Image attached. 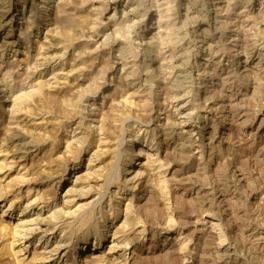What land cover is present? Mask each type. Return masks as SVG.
Wrapping results in <instances>:
<instances>
[{"label":"rangeland","instance_id":"obj_1","mask_svg":"<svg viewBox=\"0 0 264 264\" xmlns=\"http://www.w3.org/2000/svg\"><path fill=\"white\" fill-rule=\"evenodd\" d=\"M61 1L51 0L47 6L41 3L42 0H0V70L10 66V78L13 83L24 84L21 93L18 92V95H21L19 102L10 100L0 103V148L4 149L1 150L3 154L24 161L26 169L31 171V174L27 175L28 178L26 177L27 186L35 190L33 194L39 196L43 206L47 208L46 213L42 215L38 213L39 206H34V210L30 211L27 207L28 201L20 200L26 191L25 188L15 184V187L6 190L0 183V215L2 210L9 207L5 218L1 219L10 223L11 227L17 225L16 231L8 226L10 238L4 237L7 233L0 237V264H21L18 259L26 261L27 264H87L89 261L82 260V256L86 254L78 253L81 247H88L87 250L91 251L89 253L94 254L95 261L90 260L95 264H130L129 259L135 248L142 256H137L135 264H264V0H233L230 4L232 6L229 5L226 9L221 7L222 3L216 4L219 0H191V5L199 12L188 17L184 14L186 0L174 1L169 7V12L167 11L171 29L170 26L165 29L170 35L164 40V48L148 47L146 35H143L141 29L130 34L125 30L124 34H119L120 38L123 37L122 47L127 51L125 59L127 58L130 65L126 69L127 73L125 69L120 70L119 64H113L112 54L107 52H97L98 55L93 53L90 58L86 57L89 64L86 65L96 67V70L87 74L84 72L83 77L88 83L90 76V80H93L94 76L95 83H91L95 85V90L100 87L99 79L102 78L100 81H103L104 85L95 98L83 102L80 108L75 105L76 94L70 95L72 91L65 90L69 95H62L59 90L55 93L44 87L40 93L32 92L33 88L26 87L28 83L50 80L58 70L61 58H64L63 53L57 51L63 43V29L61 25L57 24L55 27L53 24L56 6L61 4ZM213 2L216 5L210 7ZM68 5L73 9L83 7L78 0H69ZM43 7H48L46 13ZM240 10H244L248 18L237 19L235 23L234 16L236 11ZM1 15H4V18ZM7 15L9 16L6 18ZM118 17L117 15L115 21ZM215 21L220 25L218 30L211 32L214 38H217L214 43L208 39L212 38L209 31ZM96 22L90 23L93 36L105 41L111 40L110 29ZM73 29L69 32L72 33L69 46H73H67L66 61L75 58V53L80 52V49L76 52L70 49L76 46L75 40L78 38ZM233 30L239 33L237 45L240 46L237 48L238 52L236 50L234 53L248 63L245 65L236 60L237 73L233 71L234 73L228 74L223 71L220 63L203 61L202 55L206 52L204 48L212 45L217 48L218 53L228 56L230 50L226 48L227 36ZM11 36L12 38H9ZM189 42L190 46L196 47L195 51L191 47L190 50L186 48ZM166 54L172 56L173 65H167L160 71L157 65L164 62L161 55ZM11 58L23 59L22 63H17L22 65H17L18 68L14 69L11 67ZM8 59H11L10 62ZM98 70L103 73H98ZM97 76L99 79L95 78ZM17 77L18 81L15 79ZM80 83L84 86L85 82ZM201 83L206 84L208 88L205 87L206 90L200 92L202 97L199 99L197 95L200 94L198 88ZM168 84L171 85L170 88ZM80 87V91L85 88ZM119 90H126L125 94L129 96L131 103H117L118 99L114 100ZM166 93L170 95L166 96ZM9 103L12 105L9 106ZM164 109L170 111L172 117L174 114L173 120L176 122L171 134L173 148L177 143L175 140L185 146L183 155L178 159L170 155H167L169 157L166 159L159 155L163 137L162 126L164 119L169 120L163 112ZM216 133L219 134L217 138ZM101 147L102 149H99ZM49 155L57 157L56 160L60 161L63 158L69 163L64 161V164L62 161L61 167L64 168L54 174L49 168L52 163L43 161L49 159ZM133 157L135 161L138 160L137 163H149L150 158L152 163L155 162L152 164L155 170L150 167L152 177L150 176L147 182L140 181L139 167L134 169L136 172L133 174L126 172V167ZM69 158L73 159V163ZM87 160L99 164V167H96L100 171L96 172L95 177L92 176L93 183L89 181V187L87 184L85 187L81 182L78 184L82 187H78L77 183L71 186V181L74 180L71 176L77 177V172L85 167ZM38 164L42 167L34 170L33 167ZM173 164L180 167L178 171L181 173L178 176L180 193L176 201L173 200L166 183L169 166ZM65 168L67 172L64 171ZM41 169L42 171H39ZM63 177L69 181L62 182ZM70 189L75 192H69ZM71 198L74 203L67 202ZM161 200L164 201L163 207ZM77 202L79 204H76ZM68 203L73 208L68 207ZM78 206L80 210L77 209ZM41 216L46 217L49 223L47 226L41 227ZM18 218L21 219V224ZM123 224L124 228H121ZM27 229L37 231L28 242L22 240ZM167 236L172 240L164 241L163 237ZM170 244L169 249L160 251L162 247ZM61 245L62 250L57 251ZM34 249L40 252L38 257L41 259L35 256L32 263L29 260ZM173 254L185 257L182 258L183 262L173 261L172 256H169Z\"/></svg>","mask_w":264,"mask_h":264},{"label":"bare ground","instance_id":"obj_2","mask_svg":"<svg viewBox=\"0 0 264 264\" xmlns=\"http://www.w3.org/2000/svg\"><path fill=\"white\" fill-rule=\"evenodd\" d=\"M2 1V0H1ZM72 1H74V0H72ZM79 1V4L81 5V6H83L82 8H78V9H73V8H71V7H69V5H68V3H69V0H62L61 2V4H59V5H57L56 6V12H55V18H54V25H55V27L57 26V24L58 25H61L62 26V29H63V36H64V39H63V43H62V45H60L59 47L60 48H58V53H59V51L61 52V54L63 53V56H64V58L62 57H60L61 59H62V62H61V64H60V66L58 67V70L56 71V73H54L53 74V77L50 79V80H47V81H41V82H38L37 80V84L36 83H31V84H29L28 83V86L26 85V87L27 88H33V90H31L32 92L34 91H40V93H41V91L44 89V87L47 89H49L50 91H52V92H58V90H59V93H63L62 95H67V93L68 92H66L67 90L70 92V91H72V92H70L71 94V96H74V94H76V99L75 100H77V104H75L76 105V107H81V106H83V102H89V100L90 99H92V97H96V95H97V93H98V91L103 87V85H104V82L103 81H100L101 79H99L98 78V76L97 77H95V78H97V79H99L98 80V82H99V84L96 82V85L98 84V86L100 85V87H97L98 89L97 90H95V88H93V86H95V85H93V83H91V81H95L94 80V76L92 77V79L93 80H90V78H91V76L89 75L92 71H95L96 70V67H91V65L90 66H87L86 64H88V62H86L87 60H86V57H89L90 58V55H92L93 53L95 54V53H97V52H101V53H105V52H107V53H109V54H112V61L114 62L113 64H119L120 65V67L122 68H120V70H122L123 71V69H125L124 71L126 72V69L128 68V66H130L129 65V62L127 61V58L125 59V57L127 56H125V52H127L125 49H124V47H122V42H123V39H121V38H123V37H121L120 38V36H119V34L121 33H123L125 30H128V32H129V34H130V32H132V31H138L139 32V30L141 29L142 31H143V35L145 36L146 35V44H147V46L148 47H155V46H157V47H160V48H164V44H165V41L164 40H166V37L167 36H169L170 35V32L169 31H166L165 29H169L168 27L170 26V29H171V21H170V18H169V15H168V13H167V11L169 12V7L170 6H172L171 4L174 2V1H176V0H78ZM191 0H186L185 2L187 3V5H186V8L184 9V14L188 17V16H190V15H192V14H194V13H196L197 14V12H199V10H197L195 7H194V5H191V2H190ZM213 1V0H212ZM218 1V0H217ZM231 1H233V0H219V2H217L216 4H220V3H222V6L221 7H223V8H228V6L231 4ZM246 1V0H245ZM247 2V1H246ZM41 3H43L44 5H49V3H51V0H42V2ZM75 3V2H74ZM234 3V2H233ZM75 4H77V3H75ZM214 2L210 5V7L212 6V5H216ZM4 5V4H3ZM43 5V6H44ZM78 5V4H77ZM221 5V4H220ZM1 6V5H0ZM197 6V5H196ZM230 6H232V5H230ZM264 6V5H263ZM33 7V6H32ZM145 7L147 8V9H145ZM207 8V7H206ZM46 9H48V7H43V11L46 13L47 12V10ZM264 9V8H263ZM212 10L214 11V9L212 8ZM216 11V10H215ZM153 12H155V13H153ZM237 12V14L234 16L235 17V19H234V22L236 23L237 22V19L239 20V19H245V18H248V16L244 13L245 11L244 10H240L239 12L238 11H236ZM182 13V12H181ZM204 13V12H203ZM200 14V13H199ZM209 14V13H208ZM212 14V13H211ZM263 14H264V12H263ZM119 16L118 17V19H116V21H115V18H116V16ZM210 15V14H209ZM2 16V15H1ZM9 15H7L6 16V18L8 17ZM11 16V15H10ZM60 16V17H59ZM257 16V15H256ZM3 18H4V15L2 16ZM2 18V19H3ZM190 18V17H189ZM193 18V17H192ZM51 19V18H50ZM180 19V18H179ZM203 19V18H202ZM221 19V18H220ZM246 20H248V19H246ZM48 21V20H47ZM92 21H97V22H99V24H100V26H102V27H104V28H108V30L110 29V33H111V35L110 36H112V38H111V40H107V41H105V40H102V39H100V37L98 38V37H96V36H93V28L90 26V23L92 22ZM233 21V20H232ZM36 22V21H35ZM96 22V23H97ZM231 22V21H230ZM248 23V22H247ZM94 24V23H93ZM240 24V23H239ZM9 25V24H8ZM131 25V26H130ZM172 25H173V23H172ZM219 25H220V23H218L217 21H215V22H213L212 24H211V26H210V31H209V36H211L212 38L211 39H208V40H212V41H214V43H215V41L217 40V38H214V34L213 33H211V32H213V31H215V30H218V28H219ZM235 25V24H234ZM246 25V24H245ZM188 26V25H187ZM245 27V26H244ZM54 28V27H53ZM74 28V29H73ZM92 28V29H91ZM99 28V27H98ZM97 28V29H98ZM172 28H173V26H172ZM247 28V27H246ZM245 28V29H246ZM73 29V32L75 31L76 33V35H78V38L75 40V41H77L76 42V46H74L73 48H70L71 50H72V52H76V50H79L80 49V52L78 51V53H75V58H71V60L69 61V59L66 61V59L68 58L67 56V49H68V47H71V46H73V45H71V46H69V44L71 43V39H70V36L72 35V33L70 34L69 32H70V30H72ZM207 29V28H206ZM49 30V29H48ZM101 30V29H100ZM107 30V29H106ZM153 30H155L154 32H152ZM177 30V29H176ZM251 30V29H250ZM11 31V30H10ZM105 31V30H104ZM148 31V33L146 34V32ZM207 31V30H206ZM54 32V31H53ZM58 32V31H57ZM60 32V31H59ZM237 31H231V32H229V34H228V43L226 44V48L228 49V50H230V52L228 53V56L227 55H222V53H218V50H216L217 48H215V47H213L212 45H209L207 48H204V49H206V52H205V54H204V56L202 55V57H203V61H205V60H208L209 62H211V63H213V64H215V63H220V65H221V67H222V69H223V71H226L228 74H231L233 71L234 72H236L237 73V67L235 66V62H236V60H239V63H245V65H246V63H248L247 61H242V59L240 58V56H238V54L237 53H234L236 50H237V48H239L240 46H238L237 45V40H238V35H239V33L237 34L236 33ZM251 32V31H250ZM98 33V32H97ZM127 33V32H126ZM49 34V33H48ZM53 34V33H52ZM65 34V35H64ZM124 34V33H123ZM180 34V33H179ZM208 34V33H207ZM177 35V34H176ZM139 36V35H138ZM172 36V35H171ZM246 36V35H245ZM46 37V36H45ZM44 37V38H45ZM125 38H126V36H124ZM128 37H130L129 35H128ZM133 37V36H132ZM135 37V36H134ZM247 37V36H246ZM249 37V36H248ZM9 38H12V36L11 37H9ZM72 38V37H71ZM110 38H108V39H110ZM43 39V38H42ZM45 39H48V38H45ZM103 39H107V38H103ZM216 39V40H215ZM7 41V40H6ZM10 42L12 41V39L11 40H9ZM8 41V42H9ZM247 41V40H246ZM5 42V41H4ZM54 42V41H53ZM58 42V41H57ZM74 42V41H73ZM188 42V41H187ZM211 42V41H210ZM38 43V42H37ZM61 43V42H60ZM218 43V42H217ZM216 43V44H217ZM245 43V42H244ZM7 44V43H6ZM67 44V45H66ZM74 44V43H73ZM172 44V43H171ZM190 44V42L189 43H187L186 44V48H188V50H190L191 48L195 51L196 49V47L194 48L193 46H190L189 45ZM198 44V43H197ZM212 44V43H211ZM47 45V44H46ZM192 45V44H191ZM249 45V44H248ZM8 46V45H7ZM38 46H39V44H38ZM68 46V47H67ZM127 46V45H126ZM251 46V45H250ZM253 46V45H252ZM181 47V46H180ZM191 47V48H190ZM199 47V46H198ZM244 47V46H243ZM25 48H27V47H25ZM38 48V47H37ZM190 48V49H189ZM43 49V48H42ZM180 49V48H179ZM199 49V48H198ZM38 50H40V49H38ZM183 50L185 51L186 49L184 48V46H183ZM193 50H191V51H193ZM240 50V49H239ZM243 50H245V49H243ZM35 51V50H34ZM53 51H55V50H53ZM56 51V52H57ZM153 51V50H152ZM23 52V51H22ZM164 52V51H163ZM221 52V51H220ZM237 52H238V50H237ZM244 52V51H243ZM250 52V51H249ZM25 53V52H24ZM38 53H39V51H38ZM55 53V52H54ZM71 53V52H70ZM240 53V52H239ZM246 53V52H245ZM60 54V55H61ZM170 54V53H169ZM40 55V54H39ZM48 55V54H47ZM72 55V54H71ZM74 55V54H73ZM97 55H98V53H97ZM129 55V54H128ZM34 56V55H33ZM36 56V55H35ZM93 56V55H92ZM100 56V55H99ZM98 56V57H99ZM162 56V59L164 60V62H160L161 61V59H159L160 61V63H158V65L157 66H159V70L160 71H163V69L165 68V67H167V65L168 66H171V65H173L172 64V56H170V55H167L166 54V56L165 55H161ZM160 56V57H161ZM164 56V57H163ZM200 56V55H199ZM261 56V55H260ZM0 57H1V55H0ZM42 57V56H41ZM48 57V56H47ZM95 57V56H94ZM226 57V58H225ZM13 58V57H12ZM11 58V59H12ZM15 58V57H14ZM21 58V57H20ZM19 58V60H17V59H12V61H11V67H13L14 69H15V67H17L18 68V66L17 65H22V64H17V63H22L23 62V59H20ZM23 58V57H22ZM49 58V57H48ZM109 58V57H108ZM201 58V57H200ZM1 59V58H0ZM11 59H8L9 61L8 62H10V60ZM57 59H58V57H57ZM93 59V58H92ZM166 59V60H165ZM249 59V58H248ZM25 60V59H24ZM39 60V59H38ZM47 60H49V59H47ZM247 60V59H246ZM69 61V62H68ZM259 61V60H258ZM7 62V63H8ZM26 62V61H25ZM89 62H91V61H89ZM136 62V61H135ZM202 62V61H201ZM225 62V63H224ZM257 62V61H256ZM59 63V62H58ZM95 63V62H94ZM200 63V62H199ZM45 64V63H44ZM108 64V63H107ZM143 64V63H142ZM204 64V63H203ZM209 64V63H208ZM212 64V65H213ZM242 64V65H243ZM259 64V63H258ZM25 65V64H24ZM89 65V64H88ZM153 65V64H152ZM185 65V64H184ZM9 66V65H8ZM39 66V65H38ZM108 66H109V64H108ZM112 66V65H111ZM134 66V65H133ZM200 66V65H199ZM208 66H210V65H208ZM0 67H1V63H0ZM10 67V66H9ZM9 67H5V68H7V69H4V70H0V103L2 104L3 102H7V101H10V100H12L13 102H16V100L18 101V100H20V98H21V95H18V92H20L21 93V91L20 90H22L23 88H24V84L23 83H13V80L10 78L11 77V71L9 70ZM26 67H28L27 66V63H26ZM90 67V68H89ZM98 67H99V65H98ZM145 67H146V65H145ZM156 67V66H155ZM185 67V66H184ZM236 67V68H235ZM243 67V66H242ZM36 68V67H35ZM39 68V67H38ZM143 68V67H142ZM208 68V67H207ZM23 69H25V68H23ZM129 69H130V67H129ZM148 69V68H147ZM235 69V70H234ZM243 69V68H242ZM18 70V69H17ZM22 69H20V71H21ZM27 70V69H26ZM87 70V71H86ZM158 70V71H159ZM213 70V69H212ZM250 70V69H249ZM101 70H98V73L100 72ZM104 71V70H103ZM145 71V70H144ZM170 71H171V69H170ZM242 71V70H241ZM251 71V70H250ZM84 72H86V74L88 73V72H90L88 75L90 76V78H89V81H88V83H87V81L85 80V78L83 77L84 76ZM220 73H223V72H221V71H219ZM233 72V73H234ZM242 72H245V71H242ZM241 72V73H242ZM257 72V71H256ZM26 73V72H25ZM96 73V72H95ZM103 72L101 71V74H102ZM127 73V72H126ZM246 73V72H245ZM18 74H20V73H18ZM201 74V73H200ZM224 74H226V73H224ZM244 74V73H243ZM253 74V73H252ZM14 75V74H13ZM23 75V74H22ZM87 75V76H88ZM95 75V74H94ZM104 75V74H103ZM103 75H101V77L103 76ZM235 75V74H234ZM15 76H17V74L15 75ZM127 76V75H126ZM173 76V75H172ZM184 76V75H183ZM224 76V75H223ZM226 76H228V75H226ZM225 76V77H226ZM82 79H81V78ZM100 77V76H99ZM123 77H125V76H123ZM144 77V76H143ZM20 78H21V76H20ZM233 78V77H232ZM13 79H14V77H13ZM16 80L18 79V77L17 78H15ZM27 79V78H26ZM88 79V78H87ZM226 79H227V77H226ZM23 80V79H22ZM25 80V79H24ZM32 80V79H31ZM46 80V79H45ZM123 80V79H122ZM211 80V79H210ZM18 81V80H17ZM20 81V80H19ZM28 81V80H27ZM33 81V80H32ZM97 81V80H96ZM22 82V81H21ZM30 82V81H29ZM34 82V81H33ZM80 82H85L83 85L84 86H82L81 85V83ZM170 82V81H169ZM95 83V82H94ZM208 83V82H207ZM60 84H63V86H60ZM85 84H86V86H85ZM88 84V85H87ZM170 84V83H169ZM169 84H168V86H169ZM210 84V83H209ZM214 84V83H213ZM65 85V86H64ZM80 86H82V87H85V88H83V89H81V91H80V89L78 88V87H80ZM171 86V85H170ZM170 86H169V88H170ZM213 86V85H212ZM82 87H80V88H82ZM117 87H119V86H117ZM116 87V88H117ZM173 87V86H172ZM206 84L204 85V84H200L199 85V93L200 92H202L203 90H206V88H208V86L206 87ZM211 88V87H210ZM79 89V91H77ZM120 89V88H119ZM167 89V88H166ZM28 90V89H27ZM60 90H61V92H60ZM66 90V91H65ZM169 90V89H168ZM29 91V90H28ZM46 91V90H45ZM126 91V90H125ZM125 91H118L117 92V95H116V98H114V100L115 99H118L117 101V103H131L130 102V99H129V96L128 95H126L125 94ZM165 91V90H164ZM213 91H214V89H213ZM23 92V91H22ZM26 92V91H25ZM131 92V91H130ZM129 92V93H130ZM166 92V91H165ZM179 92V91H178ZM204 92V91H203ZM210 92H212V91H210ZM209 92V93H210ZM37 93V92H36ZM45 93V92H44ZM43 93V94H44ZM65 93V94H64ZM127 93V92H126ZM136 93V92H135ZM185 93V92H184ZM198 93V94H199ZM208 93V94H209ZM29 94V93H28ZM35 94V93H34ZM73 94V95H72ZM167 94H169V93H166V96H167ZM23 95V94H22ZM30 95V94H29ZM31 95H32V93H31ZM30 95V96H31ZM61 95V94H60ZM60 95H58V96H60ZM68 95H69V93H68ZM93 95V96H92ZM170 95V94H169ZM173 95V94H172ZM200 95H202L201 93L199 94V95H197V96H199L198 98L199 99H201V97H200ZM204 95V94H203ZM25 96V95H24ZM23 96V97H24ZM144 96V95H143ZM148 96V95H147ZM182 96V95H181ZM138 97V96H137ZM151 97V96H150ZM164 97H165V95H164ZM104 98V97H103ZM167 98H169V97H167ZM173 98V97H172ZM186 98V97H185ZM217 98V97H216ZM109 99V98H108ZM143 99V98H142ZM149 99V98H148ZM206 99V98H205ZM205 99H204V101H205ZM152 100V99H151ZM150 100V101H151ZM168 100V99H167ZM189 100V99H188ZM198 100V99H197ZM24 100H22V102H23ZM112 101V100H111ZM145 101V100H144ZM200 101V100H199ZM203 101V100H202ZM203 101V102H204ZM210 101V100H209ZM12 102V103H13ZM19 102V101H18ZM17 102V103H18ZM22 102H20V103H22ZM110 102V101H109ZM113 102H115V101H113ZM133 102V101H132ZM207 102V101H206ZM116 103V102H115ZM116 103V104H117ZM169 103H170V101H169ZM196 103V102H195ZM0 104V105H1ZM10 104V103H9ZM14 104V103H13ZM16 104V103H15ZM110 104V103H109ZM202 104V103H201ZM211 104V103H210ZM12 104H10L9 106H11ZM17 105H19V104H17ZM16 105V106H17ZM168 105V104H167ZM206 105V104H205ZM15 106V105H14ZM108 106V105H107ZM126 106V105H125ZM196 106V105H195ZM203 106V105H202ZM209 106V105H208ZM18 107V106H17ZM109 107V106H108ZM114 107V106H113ZM118 107V106H117ZM168 107V106H167ZM181 107H182V105H181ZM205 107V106H204ZM207 107V106H206ZM210 107V106H209ZM212 107V106H211ZM214 107V106H213ZM111 108V107H110ZM120 108V107H119ZM123 108V107H122ZM9 109H10V107H9ZM12 109V108H11ZM112 109V108H111ZM116 109V108H115ZM173 109V108H172ZM175 109V108H174ZM205 109H207V108H205ZM15 110H17V109H15ZM83 110V109H82ZM143 110V109H142ZM170 110V109H169ZM176 110V109H175ZM219 110V109H218ZM145 111V110H144ZM213 111V110H212ZM211 111V112H212ZM11 112V111H10ZM165 114H166V116L168 117L167 119H169V120H166V119H164L165 120V122L163 123V137H162V140H161V145H160V150H159V155H160V157H164V158H166V157H169V156H167V155H170V156H172L173 158H180L182 155H183V150H184V147L185 146H183L182 144H184V143H179L178 141H176L175 140V142H177L175 145V147L173 148V145H172V141H171V134H172V132H173V124L174 123H176L174 120H173V118H174V114H173V117H172V114H171V112L170 111H168V110H165L164 109V111H163ZM207 112V111H206ZM109 113V112H108ZM103 114V113H102ZM178 114V113H177ZM19 115V114H18ZM17 115V116H18ZM39 115V114H38ZM104 115V114H103ZM43 116V115H42ZM105 116V115H104ZM23 117V116H22ZM74 117V116H73ZM106 117V116H105ZM9 118V117H8ZM37 118V117H36ZM47 118V117H46ZM45 118V119H46ZM78 118V117H77ZM10 119V118H9ZM19 119V118H18ZM12 120H13V118H12ZM24 120V119H23ZM44 120V119H43ZM11 121V120H10ZM31 122V121H30ZM101 122H102V120H101ZM180 122V121H179ZM17 123V122H16ZM15 123V124H16ZM23 123V122H22ZM14 124V123H13ZM18 124V123H17ZM103 124V123H102ZM46 125V124H45ZM175 125V124H174ZM14 126V125H13ZM37 126V125H36ZM44 126V125H43ZM176 126H177V124H176ZM206 126V125H205ZM15 127V126H14ZM17 127V126H16ZM18 128V127H17ZM21 128H22V126H21ZM39 128V127H38ZM201 128V127H200ZM207 128V127H206ZM176 129V128H175ZM201 129H203V128H201ZM22 130V129H21ZM205 130V129H204ZM211 130V129H210ZM14 131V130H13ZM178 131V130H177ZM193 131V130H192ZM202 131V130H201ZM162 132V131H161ZM160 132V133H161ZM212 132V131H211ZM210 132V133H211ZM16 133V132H15ZM48 133H50V132H48ZM73 133V132H72ZM192 133V132H191ZM223 134V133H222ZM175 135V134H174ZM213 135V134H212ZM211 136V135H210ZM71 137H72V135H71ZM214 137V136H213ZM213 137H212V139H213ZM215 137L217 138V137H219V134L218 133H216L215 134ZM22 138V137H21ZM36 138V137H35ZM39 138V137H38ZM41 138V137H40ZM207 138V137H206ZM210 138V137H209ZM79 139V138H78ZM106 139V138H105ZM211 139V140H212ZM220 139V138H219ZM12 140V139H11ZM21 140H23V139H21ZM29 140V139H28ZM42 140V139H41ZM103 140H104V138H103ZM103 140H101L102 142H103ZM182 139H180V141H181ZM104 141H106V140H104ZM5 142V141H4ZM7 142V141H6ZM17 143H18V141H16ZM22 143H23V141H21ZM71 142V141H70ZM108 143H109V141H107ZM107 142H105L106 144H108ZM206 142V141H205ZM2 143V142H1ZM104 143V144H105ZM103 144V143H102ZM20 145V144H19ZM17 146V145H16ZM25 145H23V147H24ZM106 146V145H105ZM108 146V145H107ZM0 147H1V145H0ZM21 147H22V145H21ZM26 147V146H25ZM109 147V146H108ZM65 148V147H64ZM3 149V148H2ZM1 148H0V183H2V185H4L6 188V190H10L11 188H12V186H14L15 187V184H18V185H20V187L23 189V188H25V193L23 194V196H21L20 197V200H26V201H28V203H27V207L30 209V211L31 210H34V206H39V208H40V211L38 212L39 213V215H42V214H45L46 213V210L45 209H47L46 208V206H43V201L42 200H40V197L39 196H37V195H34L33 194V191L35 192V190H32V189H29L28 188V186H27V183H28V179H26V177H27V175L28 174H31V173H29V172H31L30 171V169H26V167H25V164H23V162L24 161H22V160H18L17 158H14V156H7V154L5 155V153L3 154V151H4V149H3V151H1L2 150ZM72 149V148H71ZM99 149H102V147L101 148H99ZM108 149V148H107ZM14 150V149H13ZM51 150V149H50ZM75 150V149H74ZM73 150V151H74ZM98 150V149H97ZM103 150H104V148H103ZM102 150V151H103ZM106 150V149H105ZM191 150V149H190ZM6 151V150H5ZM21 151V150H20ZM19 151V152H20ZM27 151V150H26ZM99 151H101V150H99ZM189 151V150H188ZM64 152H65V150H64ZM106 152V151H105ZM185 152V151H184ZM10 153V152H9ZM13 153V152H12ZM23 153V152H22ZM15 154V153H14ZM48 154H50V153H48ZM65 155H66V153H64ZM19 156V155H18ZM64 156V155H63ZM69 156V153L67 154V157ZM75 156V155H74ZM49 157V159L48 158H46V159H43V161H45V162H48V161H50V162H48V163H52V165H50L49 166V168L53 171V173L56 171H58V173H59V170L61 169V168H64V167H61V164H62V161H63V163H64V161L65 160H63V158L61 159L62 161H60V160H56L57 159V157L55 158V157H53V156H48ZM66 158V157H65ZM148 158V157H147ZM67 159V158H66ZM70 159V158H69ZM94 159H95V157H94ZM94 159H93V163H94ZM163 159V158H162ZM167 159V158H166ZM170 159V158H169ZM30 160V159H29ZM39 160V159H38ZM42 160V159H41ZM40 160V161H41ZM71 160V159H70ZM73 160V159H72ZM71 160V161H72ZM91 160V159H90ZM88 161L87 160V164L85 165V167L81 170V171H79V172H77V177H74L73 175L71 176V178H74V180H72L71 182L73 183V185H71V186H74L76 183L78 184V183H82V185H84L85 186V184H87L89 181L91 182L92 181V176L94 175V177L96 176V172H98V171H100V170H98V168L97 167H99L97 164H93L91 161ZM150 160H151V158H150ZM149 160V163H146V161L143 163V162H140V163H137L138 162V160L137 161H135V158L133 157L131 160H130V162L128 163L129 164V166L128 167H126V172L127 173H129V174H133L134 172H136L134 169L135 168H137V167H139L140 169H139V172H140V175H141V177H140V181H143V183H145V182H147L148 181V179H149V177L151 176V166H152V168L154 169V165H152L153 163L155 164V162H151ZM157 160V159H156ZM98 161V160H97ZM66 162V161H65ZM158 162V161H157ZM156 162V163H157ZM197 162V161H196ZM33 163V162H32ZM43 163V162H42ZM67 163V162H66ZM69 163V162H68ZM67 163V164H68ZM72 163H73V161H72ZM99 163V162H98ZM141 163H143L142 165H144L145 164V166H142L141 165ZM161 163V162H160ZM31 164V163H30ZM65 164V163H64ZM63 164V165H64ZM96 165H97V167H96ZM102 165V164H101ZM141 165V166H140ZM29 166V165H28ZM31 166V165H30ZM67 166V165H66ZM32 167V166H31ZM40 167V165L38 164L37 166H35V167H33V169L35 170L36 168H39ZM41 167H42V165H41ZM40 167V168H41ZM39 168V169H40ZM67 168V167H66ZM66 168H65V170L64 171H66ZM157 168V167H156ZM178 168H180V167H178V165H176V164H173V165H171V166H169V170H168V177L166 178V183H168V188L170 189L169 191H170V193H171V196H172V198H173V200L174 201H176L175 199H176V197H177V195L180 193L179 191H178V186H179V183H180V180L178 179V176L181 174L180 173V171H178L179 169ZM32 169V168H31ZM130 169H133V170H130ZM138 169V168H137ZM33 170V171H34ZM37 170V169H36ZM50 170V171H51ZM155 170V169H154ZM39 171H42V169L41 170H39ZM63 171V172H64ZM67 172V171H66ZM138 172V171H137ZM33 173V172H32ZM79 173L81 174V175H79ZM46 174V173H45ZM55 174V173H54ZM137 174V173H136ZM187 173H185V175H186ZM33 175V174H32ZM128 175V174H127ZM184 175V176H185ZM29 176V175H28ZM61 176V175H60ZM76 176V175H75ZM137 176V175H136ZM201 176V175H200ZM31 177V176H30ZM33 177V176H32ZM139 177V176H138ZM152 177V176H151ZM28 178V177H27ZM76 178V179H75ZM97 178V177H96ZM163 178V177H162ZM185 178H186V176H185ZM60 179V178H59ZM94 179V178H93ZM184 179V178H183ZM182 179V180H183ZM139 180V179H138ZM159 180H161V179H159ZM184 180H186V179H184ZM64 181H66V183L69 181V180H66V179H64V177H63V179H62V182H64ZM162 181V180H161ZM89 182V183H90ZM92 183H93V181H92ZM91 183V184H92ZM163 183H164V181H163ZM1 185V184H0ZM31 185V184H30ZM39 185V184H38ZM61 185V184H60ZM66 185V184H65ZM69 185V186H70ZM79 185V184H78ZM77 185V186H78ZM88 185V187H89V185L90 184H87ZM83 186V187H84ZM181 186V185H180ZM78 187H82V186H78ZM85 187H87V186H85ZM84 187V188H85ZM161 187V186H160ZM66 188V187H65ZM71 188H73V187H71ZM75 188V187H74ZM83 188V189H84ZM184 188H185V186H184ZM69 189V188H68ZM82 189V188H81ZM41 190V189H40ZM71 190H73L74 191V189H70V190H68L69 192L71 191ZM85 190V189H84ZM161 190V189H160ZM72 191V192H73ZM87 191V190H86ZM190 191V190H189ZM11 192V191H10ZM17 192V191H16ZM31 192V193H30ZM64 192H65V190H64ZM75 192V191H74ZM37 193V192H36ZM35 193V194H36ZM68 193V192H67ZM83 193V192H82ZM87 193L88 192H86V194L85 195H87ZM13 194V193H12ZM22 194V193H21ZM47 194V193H46ZM69 194V193H68ZM74 194V193H73ZM115 194V193H114ZM117 194V193H116ZM182 194H183V192H182ZM25 195V196H24ZM76 195V194H75ZM41 196V195H40ZM66 196H68V195H66ZM89 196V195H88ZM131 196V195H130ZM180 196V195H179ZM192 196V195H191ZM219 196V195H218ZM8 197V196H7ZM32 197H34L33 199H31ZM44 197V196H43ZM48 197V196H47ZM65 197V196H64ZM83 197H85L84 195H83ZM82 197V198H83ZM17 198H18V196H17ZM132 198V197H131ZM160 198V197H159ZM162 198V197H161ZM184 198V197H183ZM19 199V198H18ZM42 199H44V198H42ZM46 199H48V198H46ZM84 199V198H83ZM151 199V198H150ZM165 199V198H164ZM185 199V198H184ZM66 200V199H65ZM64 200V201H65ZM72 200V201H71ZM71 200H67V202L69 201V203H71V202H73L74 200H75V197H74V200L71 198ZM89 200V199H88ZM147 200V199H146ZM201 200H203V199H201ZM25 201V202H26ZM78 201V200H77ZM162 201V200H161ZM196 201V200H195ZM45 202V201H44ZM54 202V201H53ZM61 202H63V201H61ZM131 202V201H130ZM163 202L164 201H162L161 203H162V207H163ZM198 202V201H197ZM211 202V201H210ZM12 203V202H11ZM46 203V202H45ZM44 203V204H45ZM68 203V204H69ZM74 203V202H73ZM73 203L71 204V205H73ZM88 203V202H87ZM173 203V202H172ZM176 203V202H175ZM179 203V202H178ZM187 203V202H186ZM199 203V202H198ZM215 203V202H214ZM15 204V203H14ZM47 204V203H46ZM45 204V205H46ZM65 204V203H64ZM76 204H79L78 202L76 203ZM90 204V203H89ZM129 204V203H128ZM127 204V205H128ZM7 205V204H6ZM11 205V204H10ZM26 205V204H25ZM41 205V206H40ZM58 205V204H57ZM81 205V204H80ZM83 205H84V203H83ZM105 205V204H104ZM12 206H14V205H12ZM23 206V205H22ZM64 206L65 205H63L62 207L64 208ZM70 206V204L68 205V207ZM74 206V205H73ZM86 206V205H85ZM129 206V205H128ZM199 206V205H198ZM71 207V206H70ZM75 207H77V206H75ZM131 207V206H130ZM27 208V209H28ZM60 208H61V206H60ZM66 208V207H65ZM71 208H73V207H71ZM80 207L78 206V208L77 209H79ZM53 209V208H52ZM75 210H76V208H74ZM81 209V208H80ZM79 209V210H80ZM9 210V207H8V209H4V210H2V214L0 215V237L1 236H3L5 233H7V235H5L4 237L6 238V237H9L10 235H9V233H8V226H10V228H14L15 229V231H16V229H17V225L14 227H11L12 225L10 224V223H8V222H4V220L2 221V219L1 218H5V213L7 212ZM26 210V209H25ZM54 210V209H53ZM118 210V209H117ZM128 210V209H127ZM130 210H131V208H130ZM209 210V209H208ZM55 211V210H54ZM60 211H61V209H60ZM202 211V210H201ZM22 212H24V211H22ZM22 212H20V213H22ZM71 212V211H70ZM72 212H74V211H72ZM78 212V211H77ZM85 212V211H84ZM126 212V211H125ZM164 212V211H163ZM211 212V211H210ZM54 213H56V212H54ZM63 213V212H62ZM65 213V212H64ZM131 213V212H130ZM130 213H128V214H130ZM72 214H74V213H72ZM146 214V213H145ZM201 214H202V212H201ZM9 215V214H8ZM56 215H58V214H56ZM111 215V214H110ZM148 215V214H147ZM204 215V214H203ZM206 215V214H205ZM43 216H45V215H43ZM47 216V215H46ZM169 216V215H168ZM196 216V215H195ZM42 217V216H41ZM59 217V216H58ZM74 217V216H73ZM89 217V216H88ZM135 217V216H134ZM155 217V216H154ZM202 217V216H201ZM17 218V217H16ZM24 218V217H23ZM43 219H41V221L39 222L40 223V225H41V227L42 226H47L49 223H47L48 221H47V219H45L46 217H42ZM54 218V217H53ZM131 218H132V216H131ZM214 218V217H213ZM31 219H32V217H31ZM52 219V218H51ZM57 219V218H56ZM56 219H55V221H56ZM127 219V218H126ZM130 219V218H129ZM204 219V218H203ZM18 220V222L21 224L22 222H21V219H17ZM40 220V219H39ZM74 220V219H73ZM128 220V219H127ZM131 220V219H130ZM211 220V219H210ZM129 221V220H128ZM132 221V220H131ZM141 221V220H140ZM164 221V220H163ZM202 221V220H201ZM218 221V220H217ZM51 222V221H50ZM122 222V221H121ZM214 222V221H213ZM216 222V221H215ZM38 223V222H37ZM70 223V222H69ZM123 223V222H122ZM126 223V222H125ZM124 223V224H125ZM132 223V222H131ZM210 223V222H209ZM24 224V223H23ZM85 224V223H84ZM94 224V223H93ZM124 224H123V226L121 227V228H124ZM127 224V223H126ZM166 224V223H165ZM64 225V224H63ZM79 225V224H78ZM116 225V224H115ZM119 225V224H118ZM117 225V226H118ZM122 225V224H121ZM120 225V226H121ZM135 225V224H134ZM20 226V225H19ZM132 226V225H131ZM212 226V225H211ZM23 227V226H22ZM68 227V226H67ZM119 227V226H118ZM128 227V226H127ZM9 228V229H10ZM20 228H21V226H20ZM19 228V229H20ZM24 228H25V226H24ZM148 229V228H147ZM165 229V228H164ZM213 229H215V228H213ZM11 230V229H10ZM36 230V229H35ZM34 230V231H35ZM41 230V229H40ZM70 230H71V228H70ZM113 230V229H112ZM131 230V229H130ZM136 230V229H135ZM141 229H139V231H140ZM21 231H22V229H21ZM33 230H30V229H27L26 230V233L24 234V237H22V240H25V241H29V240H31L35 235H36V233H37V231L36 232H34ZM46 231V230H45ZM78 231V230H77ZM127 231H128V229H127ZM142 231V230H141ZM220 231V230H219ZM10 232V231H9ZM19 232V231H18ZM38 232H41V231H39L38 230ZM137 232V231H136ZM205 232H206V230H205ZM4 233V234H3ZM71 233V232H70ZM76 233V232H75ZM208 233V232H207ZM212 233H214L213 231H212ZM220 233V232H219ZM74 234V233H73ZM119 234H120V232H119ZM118 234V235H119ZM143 234V233H142ZM9 235V236H8ZM14 235H15V232H14ZM68 235V234H67ZM71 235H72V233H71ZM206 235V234H205ZM89 236V235H88ZM203 236V235H202ZM207 236H208V234H207ZM102 237V236H101ZM113 237V236H112ZM178 237H180V236H178ZM10 238V237H9ZM84 238V237H83ZM115 238V237H114ZM211 238H212V236H211ZM213 238H215V237H213ZM221 238V237H220ZM1 239V238H0ZM4 239V238H3ZM8 239V238H7ZM165 239V240H164ZM174 239V238H173ZM2 240V239H1ZM103 240V239H102ZM163 240L164 241H171L172 240V238H168V236L167 237H163ZM174 240H178V239H174ZM182 240V239H181ZM205 240V239H204ZM215 240V239H214ZM21 241V240H20ZM121 241V240H120ZM183 241V240H182ZM222 241V240H221ZM220 241V242H221ZM3 242V241H2ZM6 242V241H5ZM11 242V241H10ZM22 242V241H21ZM58 242V241H57ZM173 242V241H172ZM255 242H257V241H255ZM1 243V242H0ZM53 243V242H52ZM150 243V242H149ZM181 243H183V242H181ZM204 243V242H203ZM222 243V242H221ZM9 244V243H8ZM68 244V243H67ZM99 244V243H98ZM111 244V243H110ZM117 244V243H116ZM168 244V243H167ZM172 244V243H171ZM171 244L170 245H165L166 247H162V249H160V251H166L167 249H169L170 247H168V246H171ZM257 244H259L258 242H257ZM7 245V244H6ZM108 245V244H107ZM210 245V244H209ZM262 245V244H261ZM1 246V245H0ZM10 246V245H9ZM13 246V245H12ZM77 246V245H76ZM117 246H119V245H117ZM263 246H264V244H263ZM99 247V246H98ZM101 247V246H100ZM176 247V246H175ZM178 247V246H177ZM260 247V246H259ZM12 248V247H11ZM56 248V247H55ZM60 248H62V245L60 246V247H58L57 248V251H59V249ZM213 248V247H212ZM218 248V247H217ZM49 249V248H48ZM88 249V247H81L80 248V251L78 252V253H84V254H86V255H84V256H82V260H84L85 262H87V261H89V262H87V264L89 263V264H95V262L93 263V258H95V256H93L94 254L93 253H89V252H91V251H89V250H87ZM4 250V249H3ZM2 250V251H3ZM41 250V249H40ZM60 250H62V249H60ZM96 250V249H95ZM98 250V249H97ZM213 250V249H212ZM216 250H218V249H216ZM224 250V249H223ZM32 251V250H31ZM100 251V250H99ZM108 251H110V250H108ZM207 251V250H206ZM213 251H215V250H213ZM10 252V251H9ZM15 252V251H14ZM105 252V251H104ZM101 253H102V251H101ZM159 253V252H158ZM195 253V252H194ZM197 253V252H196ZM5 255H6V253H4ZM10 254V253H9ZM12 254V253H11ZM26 254V253H25ZM31 254V253H30ZM38 254H40V252H38V250L37 251H35V249L32 251V258H31V260H29V261H31L32 263H33V261L35 260L34 258H35V256H37L38 257ZM140 253H138L137 252V250H136V248L135 249H133L132 250V254H131V257H130V259H129V263L130 264H135V263H137V261H136V259H137V256H141V255H139ZM210 254V253H209ZM1 255V254H0ZM8 255V254H7ZM79 255V254H78ZM12 256V255H11ZM23 256V255H22ZM40 256V255H39ZM118 256V255H117ZM169 256H172V259H173V261H175V262H177L178 263V260L179 261H181V262H183V259L185 258H181V256H179V255H175V254H173V255H169ZM1 257V256H0ZM15 257V256H14ZM13 257V258H14ZM19 257V256H18ZM84 257V258H83ZM142 257V256H141ZM140 257V258H141ZM17 258V257H16ZM38 258H40V257H38ZM44 258V257H43ZM96 258H97V256H96ZM108 258V257H107ZM171 258V257H170ZM9 259V258H8ZM27 259H29V258H27ZM41 259V258H40ZM39 259V260H40ZM90 259H93L92 261L90 260ZM98 259H100V258H98ZM207 259V258H206ZM20 262H21V264H27V263H25L23 260H20V259H18ZM109 260H111V259H109ZM121 260V259H120ZM209 260V259H208ZM7 261V260H6ZM15 261H16V259H15ZM41 261V260H40ZM47 261V260H46ZM95 261V260H94ZM18 262V261H17ZM16 262V263H17ZM28 262V261H27ZM83 262V261H82ZM114 261H112V263H113ZM9 263V262H8ZM74 263V262H73ZM119 263V262H118ZM7 264V263H6ZM10 264V263H9ZM107 264V263H106ZM117 264V263H116Z\"/></svg>","mask_w":264,"mask_h":264}]
</instances>
